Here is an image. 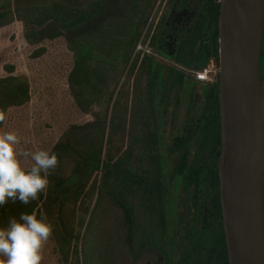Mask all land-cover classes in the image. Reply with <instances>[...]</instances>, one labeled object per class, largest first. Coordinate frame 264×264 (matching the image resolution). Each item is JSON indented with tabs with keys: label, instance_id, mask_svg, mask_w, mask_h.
I'll list each match as a JSON object with an SVG mask.
<instances>
[{
	"label": "trees",
	"instance_id": "16d2710c",
	"mask_svg": "<svg viewBox=\"0 0 264 264\" xmlns=\"http://www.w3.org/2000/svg\"><path fill=\"white\" fill-rule=\"evenodd\" d=\"M155 1L0 0V27L19 20L24 40L37 44L33 55L44 52L40 44L44 40H64L70 52L67 90L80 114L89 115L59 129L48 150L58 154L59 164L38 198L28 205L17 200L0 207V227L22 213L35 211L38 218L43 213L54 228L50 239L67 264H134L141 244L139 213L160 205L159 117L171 100L172 113L176 112L185 73L171 65L161 68L153 57L140 56L143 49L135 50L139 41L152 44L153 37L143 40L141 35ZM218 6L209 3L215 21ZM199 19L202 22L203 17ZM199 26L192 40L198 46L192 60L178 58L182 64L193 62V70L212 59ZM4 67L0 110L6 111L29 100L30 84L26 74L13 71L12 63ZM191 77L198 93H208L210 103H215L218 123V79L207 83L193 73ZM202 104L192 129L195 152L205 145ZM219 224L209 245L210 264L214 260L227 264L221 218Z\"/></svg>",
	"mask_w": 264,
	"mask_h": 264
},
{
	"label": "flooded vegetation",
	"instance_id": "af4514ba",
	"mask_svg": "<svg viewBox=\"0 0 264 264\" xmlns=\"http://www.w3.org/2000/svg\"><path fill=\"white\" fill-rule=\"evenodd\" d=\"M206 1L213 7L217 3L220 5V0H159L161 7L156 19L149 21L144 37H141L143 40L153 37V41L151 45L141 46L144 51L140 52V56L153 57L161 68L166 65L180 68L185 76L176 112L172 113L174 101L171 100L167 112L159 117L162 195L159 197L160 205L154 200L157 205L153 209L139 213L141 244L133 259L134 264H210V241L215 240L220 229V218L223 223L219 179L222 142L218 73L207 82L218 79L217 123L215 103H210L208 93L199 94L191 84L194 63L182 64L178 61V58L191 57L196 53L198 46L192 40L200 24L203 46L211 51L210 58L218 64L219 6L215 21L208 10L209 3L205 5ZM200 16L203 17L202 22ZM215 43L217 55H214ZM259 71L264 79V15ZM201 102L205 111L202 116L205 145L201 151L195 152L196 132L192 129ZM226 255L228 264L227 246ZM214 264H217L216 260Z\"/></svg>",
	"mask_w": 264,
	"mask_h": 264
},
{
	"label": "water",
	"instance_id": "95a60500",
	"mask_svg": "<svg viewBox=\"0 0 264 264\" xmlns=\"http://www.w3.org/2000/svg\"><path fill=\"white\" fill-rule=\"evenodd\" d=\"M264 0H220V200L228 264H264Z\"/></svg>",
	"mask_w": 264,
	"mask_h": 264
},
{
	"label": "rangeland",
	"instance_id": "374dc122",
	"mask_svg": "<svg viewBox=\"0 0 264 264\" xmlns=\"http://www.w3.org/2000/svg\"><path fill=\"white\" fill-rule=\"evenodd\" d=\"M158 2L155 1L150 11L141 37H144L149 21L156 19L161 7ZM40 44L45 46L44 52L33 55L37 44H29L24 40L19 20L0 27V76L7 73L5 64L12 63L13 71L26 74L30 84L29 100L23 105L8 108L1 126L5 131L18 134V151L49 150L63 124L81 122L89 116L80 114L67 90L66 72L70 66V52L64 40L56 38L44 40ZM113 144L115 149L118 144L116 141ZM20 160L23 166L32 163L30 158L26 160L21 156ZM62 261L54 242L49 238L42 248L40 264H67Z\"/></svg>",
	"mask_w": 264,
	"mask_h": 264
},
{
	"label": "clouds",
	"instance_id": "9594fccd",
	"mask_svg": "<svg viewBox=\"0 0 264 264\" xmlns=\"http://www.w3.org/2000/svg\"><path fill=\"white\" fill-rule=\"evenodd\" d=\"M6 114L0 110V125ZM20 137L14 131L0 127V207L17 200L28 205L38 198L49 184V175L59 164L58 154L40 149L17 150ZM30 158L25 168L20 157ZM53 225L41 213H22L0 227V264H40L42 248L53 233Z\"/></svg>",
	"mask_w": 264,
	"mask_h": 264
},
{
	"label": "built area",
	"instance_id": "2783aa9c",
	"mask_svg": "<svg viewBox=\"0 0 264 264\" xmlns=\"http://www.w3.org/2000/svg\"><path fill=\"white\" fill-rule=\"evenodd\" d=\"M141 46L142 45L139 41L136 45L135 50L141 48ZM218 68L219 65L213 59H211L203 66L193 70L194 78L201 82H209L218 73Z\"/></svg>",
	"mask_w": 264,
	"mask_h": 264
}]
</instances>
